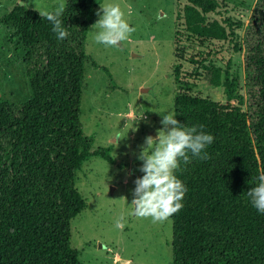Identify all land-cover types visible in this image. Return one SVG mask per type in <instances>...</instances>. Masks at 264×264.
I'll return each mask as SVG.
<instances>
[{
    "label": "trees",
    "instance_id": "1",
    "mask_svg": "<svg viewBox=\"0 0 264 264\" xmlns=\"http://www.w3.org/2000/svg\"><path fill=\"white\" fill-rule=\"evenodd\" d=\"M183 1L177 16L183 29L173 41L177 60L184 58L180 33L201 44L234 36L208 19L215 0ZM262 1L253 14L260 23ZM96 4L64 0L63 40L34 9L14 5L0 17L25 49L31 92L22 102L0 101V264H79L70 246V221L85 207L76 173L91 157L108 159L105 149H93L80 120L84 68L97 67L84 51L87 30L98 20ZM185 58L191 67L185 76L221 86L224 100L190 95L175 70V118L203 125L214 141L204 150L207 159L189 153L190 162L181 160L174 172L187 191L182 209L169 218L170 264H264V213L247 195L264 174V45L257 42L243 55L244 93L227 62L221 68L201 51Z\"/></svg>",
    "mask_w": 264,
    "mask_h": 264
},
{
    "label": "rangeland",
    "instance_id": "2",
    "mask_svg": "<svg viewBox=\"0 0 264 264\" xmlns=\"http://www.w3.org/2000/svg\"><path fill=\"white\" fill-rule=\"evenodd\" d=\"M215 1L217 8L208 19L231 29L234 36L201 44L180 33L184 58L177 60L173 41L176 31L183 29L177 18L183 0H97L98 11L100 5L119 4L135 32L115 47L95 42L92 25L86 33L84 51L97 67L87 63L84 68L80 120L93 149H105L108 159L91 157L76 173L75 187L85 207L70 221V246L79 264H170L171 220L152 223L151 218L135 216L131 206L134 181L143 176L139 156L145 137L153 134L155 138L162 127L160 114L173 112L179 84L174 80L175 70L187 80L184 86L190 95L224 100L221 86L185 76L191 68L187 55L201 51L221 68L227 62L244 93L243 55L257 42L264 45V19L262 23L253 19L262 0ZM60 3L64 0H0V17L14 5L40 13L54 11ZM238 42L244 47L240 52ZM24 53L16 30L0 22V101L30 98ZM121 216L124 227L117 228Z\"/></svg>",
    "mask_w": 264,
    "mask_h": 264
},
{
    "label": "clouds",
    "instance_id": "3",
    "mask_svg": "<svg viewBox=\"0 0 264 264\" xmlns=\"http://www.w3.org/2000/svg\"><path fill=\"white\" fill-rule=\"evenodd\" d=\"M65 5L60 3L54 11H43L39 15L52 24V31L57 38L63 40L68 33L60 16ZM98 20L91 28L95 42L115 47L127 40L135 32L125 19V13L119 4L100 5L96 12ZM161 125L156 137L146 136L139 156L143 162L139 169L143 176L134 181L131 206L133 214L139 218H151L152 223H164L180 211L182 200L187 191L183 182L174 174L183 160L190 162L189 153L193 157L207 159L204 151L214 141L213 135L203 131V125L186 126L175 117V112L160 114ZM259 185L247 192L254 208L264 213V174L259 177ZM123 199V198H122ZM125 200V199H124ZM117 228L124 227V217L117 218Z\"/></svg>",
    "mask_w": 264,
    "mask_h": 264
},
{
    "label": "water",
    "instance_id": "4",
    "mask_svg": "<svg viewBox=\"0 0 264 264\" xmlns=\"http://www.w3.org/2000/svg\"><path fill=\"white\" fill-rule=\"evenodd\" d=\"M150 136H152V137H153V134H150Z\"/></svg>",
    "mask_w": 264,
    "mask_h": 264
}]
</instances>
